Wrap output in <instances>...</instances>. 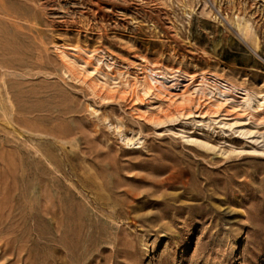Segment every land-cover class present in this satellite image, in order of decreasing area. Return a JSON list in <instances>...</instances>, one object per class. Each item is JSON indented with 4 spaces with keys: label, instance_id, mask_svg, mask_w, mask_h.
<instances>
[{
    "label": "rangeland",
    "instance_id": "obj_1",
    "mask_svg": "<svg viewBox=\"0 0 264 264\" xmlns=\"http://www.w3.org/2000/svg\"><path fill=\"white\" fill-rule=\"evenodd\" d=\"M143 66L264 94V0H0V264H264V125Z\"/></svg>",
    "mask_w": 264,
    "mask_h": 264
},
{
    "label": "bare ground",
    "instance_id": "obj_2",
    "mask_svg": "<svg viewBox=\"0 0 264 264\" xmlns=\"http://www.w3.org/2000/svg\"><path fill=\"white\" fill-rule=\"evenodd\" d=\"M65 53H67V52H65ZM65 53L63 52V54H65ZM77 59L78 58H76V61H77ZM82 59H84V58H82ZM71 64H73V63H71ZM89 64H90V62H89ZM146 64H149V63L146 62ZM151 67H149V66L146 67L145 66L144 68H142L144 70L146 68L145 74L143 75L144 76V79H143V81L140 80L141 83H140V85L138 84V86H137V87L140 86L139 89L134 90V87H133V90H134L133 91V95H134V97L141 96L139 92H141L142 94H145V93H148L150 91V89H156V93L157 92L158 93H161V96H162V93H163L164 94L163 96L166 95L169 98H171L172 96H173V98L175 96H178V99L181 100V101L182 100H185V101L188 100V102H189L190 100H193L192 102H194L195 104H198L199 106L201 105L203 108H205V111L202 109L204 112L213 111V112H216L217 113V112H220L221 110H224L226 112H227V109L228 110H233L235 112L236 119H238V121H239L238 123H240L242 125L241 126L242 128H240L241 131L239 133H242L244 135H251V134H253L254 131H257L255 129L253 131L250 128L246 127L248 124H263L264 125V94L255 93V92H253V91H251V90H249V89H247L245 87L236 86L235 84H233V83L228 82L227 80H225L223 77H220V76L214 74V72L213 73H210V72H201V73H198L196 76H188L187 74L183 73V71L181 72L179 70H165V69H161V68H159L157 66L155 68H153V67L151 68ZM107 69H110V68H107ZM99 71H102V70L100 69ZM105 71L106 70H104V72ZM90 73H92V72H90ZM93 76H95V75H93ZM101 76H103V75H101ZM110 76L111 75H108L107 79H112V77H110ZM114 78H116V77H114ZM96 81L97 80L93 81V83L96 82ZM100 81H101V79H100ZM122 81H123V79H122ZM93 83H91V84H93ZM99 84H101V83H99ZM118 84H120V83H118ZM187 86H190L191 91L189 90V92H188V89L186 88ZM91 87H93V86H91ZM181 87H184V90H180V92L177 94V91ZM107 88H108V86H107ZM122 88H124V87H122ZM173 91H176V93H173ZM113 92H114V90H113ZM126 92H127V90H126ZM116 93H119V91L116 92ZM122 93H124V91ZM185 93H188V94L185 95ZM96 94H97V92H96ZM114 94H115V92H114ZM154 95H156V94H154ZM190 96H191V98H190ZM159 99H161V98H159ZM176 99L177 98L172 99V102H176L175 101ZM178 99H177V101H178ZM167 100H169V99H167ZM161 102H163V101H161ZM179 103H180V101H179ZM182 109H183L182 107H177V108H175L173 110H174V112H178L179 113ZM169 113H166L165 116L167 114H169ZM183 113H185V112H182V114ZM172 115L174 116L175 113L174 114L172 113ZM168 116H170V115H168ZM156 118H157V116H156ZM232 119H234V118H232ZM157 120H159V118H157ZM156 123H157V121H156ZM234 124H235V121H234ZM256 133H257V136L258 137H263L264 136V131H261V132L258 131Z\"/></svg>",
    "mask_w": 264,
    "mask_h": 264
}]
</instances>
